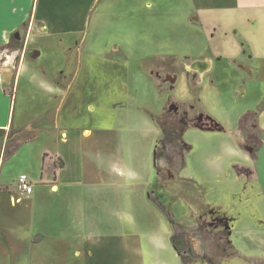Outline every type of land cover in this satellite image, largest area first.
<instances>
[{
    "label": "rangeland",
    "instance_id": "374dc122",
    "mask_svg": "<svg viewBox=\"0 0 264 264\" xmlns=\"http://www.w3.org/2000/svg\"><path fill=\"white\" fill-rule=\"evenodd\" d=\"M253 1L73 0L74 4L70 8L56 5L48 12L57 26L62 25L58 22L60 14L75 18L69 27L61 26L71 31L70 35L44 38L34 32L31 36V45L42 51L38 59H32L31 46L26 52L25 41L21 38L14 41L9 49L0 45V67L12 69L14 77L24 58L28 59L27 72H34L42 79H51L63 62L69 64L68 71L71 70L70 77L71 81L74 80V85L70 100L65 102V109L73 116L72 121H80V126L88 127L93 121L92 117L85 118L82 114L89 113V105L94 104L91 101L99 90L96 85L102 84L93 83L98 70L117 68L120 63L133 64L128 68L131 90L138 88L142 101L152 100L150 105L155 107L154 110H160L156 117L160 128L159 137H154L153 133L149 138L137 134L134 144L135 171L143 173L145 161L150 159L155 171L152 185L148 184L149 181L144 176L141 184L133 185L132 191H120L117 197H106L99 186L79 180L77 187L83 188L73 189L72 192L76 194L72 196L75 197H70L67 203L61 205V211H56L53 217L50 214L43 215L47 217V222L65 224L66 229L77 228L76 225L81 224L85 226L81 234L85 233L86 237L109 238L128 232L111 226L116 220L118 222L116 216L119 217L121 213L133 217L143 226L144 237L159 234L164 236L165 229L171 227L170 245L174 247V237L180 241V259L183 264H264V224L256 221L253 211L240 207L237 203L233 207L237 198L244 199L242 192L234 189V195H238L231 198L228 193L232 188L215 190L213 196L210 192L209 198L212 202L215 200V205L208 202L204 192L201 197L199 195V205L195 210L189 206L194 197L191 196L193 177L203 182L204 187H209L215 176L220 177V181L228 179V157L224 148L232 142L236 125L244 137V151L250 154L245 149L249 136H253L254 140L251 150H256L260 141L257 118L259 111L264 110V101L239 118L244 110L254 105L255 95L251 93L252 96L245 99L236 98L233 93H238V96L240 94L238 83L242 74H238L236 67L230 70L229 63L209 78L205 88H201L203 84L197 85L200 79L194 72L186 74L181 71V79L174 90L167 85L163 87L162 79L166 76L161 72L163 70L154 72L158 63L163 67L173 65L169 60L164 61L166 64H161L154 55L163 57L165 52L174 49L177 52L196 50L197 46L192 45L197 43L196 36L207 43L206 29L203 30L200 20L196 23L197 17L204 16L208 20L214 17V21H209L208 24L220 35L231 34L238 44V39L255 24L246 19L244 25L238 13L250 14L255 8ZM214 33L215 31L212 34ZM198 46L202 47L203 41ZM224 46L226 44L220 47ZM240 46L243 48L251 44L243 40ZM144 54H147L148 59ZM201 59L200 56L198 60ZM216 61L219 66L224 64L223 59L216 58ZM235 65L238 66L236 62ZM156 68L159 69L157 66ZM184 69L187 71L185 66ZM147 72H150L151 78ZM25 81L24 79L19 91L16 111L18 121L22 127L33 125L43 130L45 125L48 126V119L43 115L47 113V106L52 103L43 96L39 81L34 84L33 91L38 94L35 97L31 84L24 83ZM156 91L158 96L160 93L159 103L155 97ZM8 92L11 96L14 95V85L8 88ZM133 94V100L140 101L134 91ZM53 109H56V101L51 111ZM246 115L249 116L244 118ZM127 135L118 132L120 166H123L125 160L124 138L126 141L130 136ZM14 142L12 130L8 136L7 153L14 151ZM60 147L57 137L47 130L37 138L30 139L28 144L18 145L16 153L6 158L3 180L11 186L16 197L19 174L27 170L36 175L42 169V152L51 153ZM251 158L254 160V157ZM214 162L222 166L219 174L210 168ZM240 170L238 169L239 173ZM72 173L73 171H68L65 175L73 176ZM240 174L243 176L241 178L253 176L251 170H247L246 175L242 172ZM89 175L99 178L98 171L88 172L87 176ZM156 182L157 185L151 191H157L158 195L151 192L149 198L147 188ZM0 201L3 207L9 206V195L0 196ZM49 205L45 201L42 207L47 208ZM171 253L172 248L166 253L168 261L171 260Z\"/></svg>",
    "mask_w": 264,
    "mask_h": 264
},
{
    "label": "crops",
    "instance_id": "0c3cea01",
    "mask_svg": "<svg viewBox=\"0 0 264 264\" xmlns=\"http://www.w3.org/2000/svg\"><path fill=\"white\" fill-rule=\"evenodd\" d=\"M72 4H74L73 0H41L38 3L35 0H0V45H7L15 34L16 39L21 38L25 41L26 52L31 46L32 59H38L42 51L39 47L31 45V36L34 32L44 38L70 35L71 31L64 28L69 27L75 18L60 14L58 22L65 26L62 28V25L61 27L55 24L50 17L51 13L48 12L56 5L69 7ZM252 5L255 8L250 14L238 13L244 25L246 19L255 23L250 26L249 32H245L243 37L238 39V44L235 43L234 36L220 35L208 24L209 21H214V17L208 20L203 16L197 17L196 23L200 20L203 30L206 29L207 43L200 36H196L197 43L192 44L197 46L196 50L185 49L177 52L174 49L165 52L163 57L154 55L159 58L161 64H166L168 60L173 62L171 67H163L158 63L156 66L159 69L157 70L156 66L154 68V72L159 73L163 70L161 72L166 75L162 79L163 87L167 85L169 89L174 90L181 79L180 72L184 71L186 74L197 73L200 81L196 84H203L201 88H205L209 78L229 63V69L236 67V70H239L238 74H242V79L238 83L240 94L238 96V93H233L236 98L245 99L252 96L251 93L255 95L254 105L244 110L239 118L260 105L264 101V0H254ZM214 31L215 33L212 34ZM243 40L248 41L251 46L242 48L240 43ZM201 41L203 46L199 48L198 44ZM223 44L226 46L220 47ZM144 56L148 59L147 54ZM200 56L202 59L198 60ZM216 58L223 59L224 64L217 65ZM27 60L24 58L19 63L15 77L12 69L0 67V196L9 195L10 199V205L6 207H3L0 201V264H183L180 259L181 254L170 245L173 229L169 226L165 229L164 236L159 234L144 237L143 226L133 217L120 213L119 217L116 216L118 222L116 220L111 226L128 232L117 237L90 238L86 237L85 233L81 234L84 225L78 224L77 228L66 229L65 224L56 225L47 222V217L43 215L50 214L53 217L56 211H61V205L67 203L70 197H75L72 196L76 194L72 192L73 189L83 188L77 187L79 180L99 186L106 197H117L120 191H132L133 185L141 184L144 176L149 181L148 184L152 185L155 171L150 159H146L143 173L135 171L134 144L137 134L144 135L143 138L152 135L159 137L160 128L156 117L160 110H154L155 107L150 105L152 100L142 101L138 88H134L133 91L140 101L133 100L134 94L129 83L128 71L133 64L120 63L117 64V68L98 70L93 83L102 82V84L96 85L99 90L91 101L94 104L89 105V113L82 114L85 118L92 117L93 121L88 127L80 126L78 123L80 121H72L73 116L65 109V102L70 100L74 85V80L71 81L70 77L71 70L68 71L69 64L63 62L57 68L55 78L52 76L51 79H42L34 72H27ZM124 68H127L126 72ZM149 73L147 72L148 77L151 78ZM24 79L26 80L24 83L31 84L34 97L38 96L33 91L34 84L35 81H39L43 96L52 103L47 106V113L43 115L49 120L46 121L48 126L45 125L43 130L33 125L22 127L18 121L16 111L19 91ZM12 85H14L13 96L8 92V88ZM159 96L156 91L155 97L158 103ZM55 101L56 109L51 111ZM257 127L260 130L261 143L254 160L244 151V137L236 125L232 142L224 148L228 157V179L220 181V177L215 176L210 181L209 187H204L205 184L198 178H192L194 185L191 186V196L194 197L189 205L192 210L198 207L199 195L201 197L204 192L208 202L215 205V200L212 202L209 198L210 192L213 196L215 190L232 188L228 193L229 198L238 195H234V189L236 192H242L244 196L242 200L237 198L233 207L237 203L238 206L253 211L256 221L264 224V110L257 118ZM12 130H14L15 147L12 153H7L8 136ZM47 130L57 137L61 147L51 153L42 152V169L36 175L27 170L19 174L18 178L22 174L28 175L34 185V193L21 197L17 189V181L16 197L11 191V186L3 180L6 158L16 153L18 145L28 144L30 139L37 138ZM120 131L122 134L130 135L126 141L124 138L126 155L124 154L123 166H120L119 159L118 132ZM151 133L153 134L150 135ZM210 168L218 174L222 170V166L216 165V162ZM238 169H241L240 171L245 175L247 170H251L253 176L241 178L243 176ZM68 171H73V176L65 175ZM93 171H98L99 178L87 176L88 172ZM156 181L158 182L157 179ZM157 182L147 188L149 198L151 192L158 195L157 191H151ZM45 201L50 204L47 208L42 207ZM54 205L58 206L54 207ZM70 230L74 232L70 233ZM171 248L173 253L171 260L168 261L166 253Z\"/></svg>",
    "mask_w": 264,
    "mask_h": 264
},
{
    "label": "trees",
    "instance_id": "16d2710c",
    "mask_svg": "<svg viewBox=\"0 0 264 264\" xmlns=\"http://www.w3.org/2000/svg\"><path fill=\"white\" fill-rule=\"evenodd\" d=\"M14 41H17L15 34L12 35L10 42H9L7 45H5V46H6L8 49L11 48V46H12V44H13ZM21 49H23V45H21ZM19 50H20V48H19ZM260 113H261V111H259V114H260ZM248 116H249V115H246L244 118H246V117H248ZM258 116H259V115H258ZM253 142H254V140H253V136H249L248 141L245 143V145H246V146H245V149H246V150L250 153V155H251L252 157H254V159H255V158H256V154H257V150H258V148H259V146H260L261 141H259V145L257 146L256 150H254V151L251 150L252 145H253ZM155 155H156V152H155ZM172 242H173V245H174L176 251H177L178 253L181 254V252H182V250H181L182 247H181V243H180V241H178L177 238L174 237V239L172 240Z\"/></svg>",
    "mask_w": 264,
    "mask_h": 264
},
{
    "label": "built area",
    "instance_id": "2783aa9c",
    "mask_svg": "<svg viewBox=\"0 0 264 264\" xmlns=\"http://www.w3.org/2000/svg\"><path fill=\"white\" fill-rule=\"evenodd\" d=\"M18 191L23 196H30L34 193V185L28 175L22 174L18 178Z\"/></svg>",
    "mask_w": 264,
    "mask_h": 264
}]
</instances>
